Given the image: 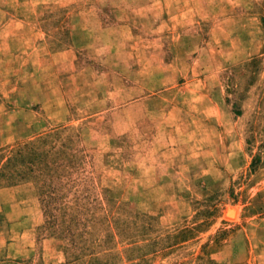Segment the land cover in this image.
I'll use <instances>...</instances> for the list:
<instances>
[{"label":"rangeland","instance_id":"rangeland-1","mask_svg":"<svg viewBox=\"0 0 264 264\" xmlns=\"http://www.w3.org/2000/svg\"><path fill=\"white\" fill-rule=\"evenodd\" d=\"M0 264H264V0H0Z\"/></svg>","mask_w":264,"mask_h":264}]
</instances>
